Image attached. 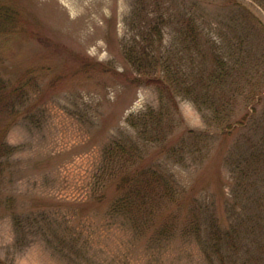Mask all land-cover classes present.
Segmentation results:
<instances>
[{"label": "rangeland", "instance_id": "obj_1", "mask_svg": "<svg viewBox=\"0 0 264 264\" xmlns=\"http://www.w3.org/2000/svg\"><path fill=\"white\" fill-rule=\"evenodd\" d=\"M0 7L19 18L0 35V78L17 88L0 102V264H264V166L230 189L235 146L264 122L224 132L229 105L237 118L243 106L219 107L214 90L264 87V40L241 13L264 26V0ZM132 50L151 65L137 69ZM214 53L250 64L200 83ZM130 176L145 197L124 210L117 184ZM217 230L229 237L215 242Z\"/></svg>", "mask_w": 264, "mask_h": 264}, {"label": "trees", "instance_id": "obj_2", "mask_svg": "<svg viewBox=\"0 0 264 264\" xmlns=\"http://www.w3.org/2000/svg\"><path fill=\"white\" fill-rule=\"evenodd\" d=\"M8 8L7 6H5ZM2 10V7H0V20H2L0 25V35L1 33H9L12 28V23H15L16 20L19 18L17 17V14L14 12H10V10L5 9ZM242 16L247 18L248 21V27H250L251 30H253L256 33H259L261 38L264 40V26L261 24L260 20H257L256 17H253L252 14L249 12L247 13L244 8L241 11ZM244 18V19H245ZM192 18H188L184 25H183V36L185 37L186 42H192L193 46L196 45V40L199 39V33L196 32V29L194 26H192ZM188 40V41H187ZM148 51V50H147ZM199 51V46H198ZM149 52V51H148ZM134 55L133 58H131L133 65L137 67V69H143L144 66L148 67L149 62L146 61L149 60L148 53L145 55V60L143 61L142 57H139L136 52L133 50L130 51V56ZM230 54H224L222 56H218L215 53L212 55V63H213V69L207 74L203 75V71L200 69L198 72L197 78L200 79V83H204L205 80H203V77H208L212 81L215 79V81L218 80L219 77H223V80H220L218 84H222L226 82V79H229L230 77H236V75L233 73L235 66L239 65L243 68H247L250 64V60H248L249 56L242 61H239L238 58L233 57L232 63L227 67L226 58H228ZM233 56L236 55V53L232 54ZM147 56V57H146ZM192 56V54L190 55ZM262 58V64H264V54L261 56ZM151 59V58H150ZM191 60V59H190ZM161 63V62H160ZM162 65L167 63V60H162ZM192 63V61H191ZM239 66V67H240ZM166 67V65L164 66ZM194 68L192 67V70ZM139 71V70H138ZM223 72V73H222ZM0 77L1 72H0ZM159 81V80H157ZM264 83V81H263ZM264 86V85H263ZM262 86V87H263ZM233 88L228 91H223L221 89H214L216 91V95L219 101V107H224V104H230L234 102H242L243 106V113L242 116L237 118L235 117V110L234 106L229 105L227 109V120L223 124L222 128L224 132H230L231 129L237 127L242 128L245 126H248L249 123H252V131L255 132L257 130H254V125L257 123L264 122V87L259 88L257 91L254 89V87H251L249 90H241L239 89L236 84L232 86ZM256 88V87H255ZM17 91V88L12 89L6 80L0 78V102L5 101L6 104L10 102L11 95ZM198 94L197 92H194L193 95ZM200 94V93H199ZM198 94V95H199ZM196 97V96H194ZM198 98V97H196ZM196 99H194L195 101ZM197 101V100H196ZM209 101V100H208ZM198 103V102H196ZM2 104V103H1ZM1 108V106H0ZM208 108L211 110L212 115L214 116L215 120L218 119L221 115L219 108H213V104L208 103ZM226 109V108H225ZM8 125L4 127H0V159H2L3 156H5L10 151L7 149V146L2 141V138L7 130ZM264 126V125H263ZM246 142L243 144V147L240 145H236L240 152L239 157L234 160V164H230V170L233 176V182L231 186L232 192H237L238 190H247L250 186L248 181H251V177H253L254 170L258 166H264V128L263 131L260 132L257 136L253 134H249L246 137ZM1 165V161H0ZM133 180V177H126V180L123 182H119L117 184L118 190H125L124 197L121 198V205L124 204L123 209L127 207H134V205L131 202V197L136 198L139 202L140 200H143L145 197L144 193H141V188L136 184H133L131 181ZM150 184V181H147ZM143 198V199H140ZM135 205L137 206L138 203L135 202ZM120 207V206H117ZM115 207V210L117 209ZM122 210V207H120ZM114 209V208H113ZM112 209V210H113ZM119 209V208H118ZM124 209V210H125ZM118 210V211H120ZM215 236V242L221 241L223 238L229 237L228 232L221 233L220 230H217L214 233ZM233 240V237H232Z\"/></svg>", "mask_w": 264, "mask_h": 264}]
</instances>
